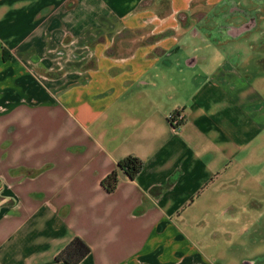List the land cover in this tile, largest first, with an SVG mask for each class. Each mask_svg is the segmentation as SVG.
<instances>
[{
	"label": "crops",
	"instance_id": "crops-1",
	"mask_svg": "<svg viewBox=\"0 0 264 264\" xmlns=\"http://www.w3.org/2000/svg\"><path fill=\"white\" fill-rule=\"evenodd\" d=\"M230 1L0 0V264H264V0Z\"/></svg>",
	"mask_w": 264,
	"mask_h": 264
},
{
	"label": "trees",
	"instance_id": "trees-1",
	"mask_svg": "<svg viewBox=\"0 0 264 264\" xmlns=\"http://www.w3.org/2000/svg\"><path fill=\"white\" fill-rule=\"evenodd\" d=\"M176 125L181 122L180 113H177ZM180 117V120H178ZM145 167L142 158L136 155H128L121 159L117 166L102 180V185L109 193L117 190L122 174L134 180ZM91 253V247L79 236L74 237L56 256L59 262L67 264H80Z\"/></svg>",
	"mask_w": 264,
	"mask_h": 264
},
{
	"label": "rangeland",
	"instance_id": "rangeland-1",
	"mask_svg": "<svg viewBox=\"0 0 264 264\" xmlns=\"http://www.w3.org/2000/svg\"><path fill=\"white\" fill-rule=\"evenodd\" d=\"M233 1H235L236 4L240 5V7L243 6V5L244 6H247L250 3L247 0H233ZM225 2H226V4H224L225 5L224 6V11L226 13H228L230 11V9H231L230 5H231L232 2L230 0H225ZM261 8L264 9V5H262ZM217 10L218 9H215V12H217ZM218 14H221V12H218ZM226 16L228 18L231 17L230 15L228 16L227 14H226ZM222 19L223 18H220L218 20V22H214V19H211L209 21L211 24L208 23L207 25H205L206 23H204L205 22V20H204L203 22H201V24H198L196 26V30L199 31V32H201L202 34H206V32H212L213 35H218V34L222 33V30H223L222 29V25H225L226 24V23L224 24V21ZM260 28L261 29L259 31L264 32V25L261 24L260 25ZM182 43L187 44L186 47L188 48L187 49L188 51H191V49H193V48H197L198 50H210V49H212L214 51H217V50H220V49L223 48V46H221L220 44L210 43L209 41H205L204 42L202 40H198L197 41V44L195 45V42H193V40L190 41L189 38H185V40H183ZM58 55L63 56V53L62 54L59 53ZM66 56H68V55L65 54V57ZM70 56H72V55H70ZM210 62L212 64L213 63V59Z\"/></svg>",
	"mask_w": 264,
	"mask_h": 264
},
{
	"label": "built area",
	"instance_id": "built-area-1",
	"mask_svg": "<svg viewBox=\"0 0 264 264\" xmlns=\"http://www.w3.org/2000/svg\"><path fill=\"white\" fill-rule=\"evenodd\" d=\"M180 117H181V116H180ZM180 117H178V120H180ZM168 118H169V121H171V123H173V124L176 125V123H175V119L177 118V115H176L175 113L170 114Z\"/></svg>",
	"mask_w": 264,
	"mask_h": 264
}]
</instances>
